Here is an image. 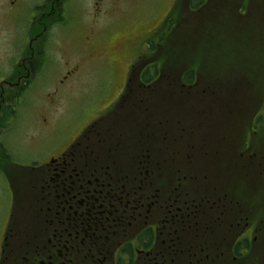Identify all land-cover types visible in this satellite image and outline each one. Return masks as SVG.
Listing matches in <instances>:
<instances>
[{
	"label": "flooded vegetation",
	"instance_id": "af4514ba",
	"mask_svg": "<svg viewBox=\"0 0 264 264\" xmlns=\"http://www.w3.org/2000/svg\"><path fill=\"white\" fill-rule=\"evenodd\" d=\"M67 1L0 0V135L46 84L45 145L58 143L10 176L0 264H264V104L249 108V86L228 71L201 75L192 58L201 48L185 65L162 58L168 13L116 38L89 11L68 43ZM123 1L108 0L105 14L123 15ZM87 62L109 75L103 99L113 98L77 133L59 135V88ZM253 93L264 103V80Z\"/></svg>",
	"mask_w": 264,
	"mask_h": 264
},
{
	"label": "rangeland",
	"instance_id": "374dc122",
	"mask_svg": "<svg viewBox=\"0 0 264 264\" xmlns=\"http://www.w3.org/2000/svg\"><path fill=\"white\" fill-rule=\"evenodd\" d=\"M18 1L35 3L40 0ZM188 1L177 0V10H175L173 7L176 0H124V14L110 18L108 14H105L108 0H68L66 3L68 14L64 24L66 39L68 43H74L77 37L74 27L80 19H88L89 11L96 15L94 17L99 24L103 26L106 24L108 30L117 36L116 38L142 33L157 24L168 13L166 23L162 26L164 33L162 58L169 54L172 59H177V66L185 65V61L179 59L185 58L186 51L201 48L199 58L196 54L192 57L203 63L200 64L204 66L200 68L201 75L224 76L228 71L238 78L241 77L242 82L249 86V94L246 96L249 108L256 103L260 104L259 108H262L264 103L256 99L253 91L255 87L261 88L264 80V0H231L233 4L228 9L230 19L224 15L225 4L221 8L219 0H212L210 3H208L209 0H202L197 9L193 8V5H188ZM239 2L244 5V9L236 14L233 6ZM189 16L199 19L200 22L205 21V24L192 27L195 22ZM188 20L189 27H184ZM206 22H209L208 29L204 28ZM184 33L187 35L183 36ZM170 35L175 40L172 47L168 46L166 41ZM214 47H224L227 54H241L239 59L245 62L241 65H223L225 58H221L222 52L215 57ZM65 48L75 56L80 52L79 49L73 51L71 44H66ZM150 48H153V44ZM238 48L241 52L233 51ZM210 50H212L211 58L208 57ZM132 57V54H126L121 59L122 75L127 62ZM218 57L220 60L217 62L215 59ZM71 60L74 62L75 57L73 56ZM227 60H229L228 57ZM189 65L192 64L189 63ZM90 66H92L90 63H85L78 77L75 80H69L70 89L66 90L65 85L59 88V94L63 97L59 99L57 109L59 115L54 125V128H61L58 131L59 135L66 132L77 133L99 113L102 100L110 101L113 98L111 95L103 99L105 94L103 90L107 83L111 82L109 75L99 64ZM45 87L46 84H43L39 90L40 97L37 101H31L27 109L20 107L17 112L19 124L0 135V233L12 202L10 176L24 175L25 170L42 163L48 156V151L55 150L58 146V143L51 146L45 145L44 137L47 130L42 127L45 122L39 110L44 103Z\"/></svg>",
	"mask_w": 264,
	"mask_h": 264
},
{
	"label": "trees",
	"instance_id": "16d2710c",
	"mask_svg": "<svg viewBox=\"0 0 264 264\" xmlns=\"http://www.w3.org/2000/svg\"><path fill=\"white\" fill-rule=\"evenodd\" d=\"M201 1L202 0H189L188 1V4L189 5H193V8H195V9H197L198 7H199V5L201 4ZM212 0H209V2L208 3H210ZM190 2V3H189ZM232 2H231V0H226V8L224 9L223 8V10H224V15L225 16H227L228 17V19H230V12L228 11V9L232 6ZM237 5H239V8H237ZM194 9V10H195ZM236 9V10H235ZM244 9V5L243 4H241L240 2L239 3H237L235 6H233V10H234V12L236 13V14H239L242 10ZM177 10V9H176ZM190 17V16H189ZM188 17V18H189ZM190 18H193V20H194V22H195V24L193 23L192 24V27H194V26H196V25H199V24H202V25H204L205 24V21H201L200 22V20L199 19H196L195 17H190ZM189 25H190V22H189V20L187 21V23L186 24H184L183 26L184 27H189ZM180 27V26H179ZM205 29H208L209 28V22L207 23L206 22V25H205V27H204ZM185 35H187V34H183V36H185ZM163 38H164V36H163ZM196 51V49L195 50H190V51H186V53H185V58H180V60L181 61H185V63L188 61V59L190 58L189 56H190V54H192L193 52H195ZM195 54L196 55H198V54H200V52L197 54L196 52H195ZM211 54V53H210ZM215 56V55H214ZM208 57H210L211 58V55H208ZM216 57V56H215ZM227 57L229 58V60L231 61V60H234V54H227V52H225V53H223V57H221V58H225V59H227ZM197 58H199V56L197 57ZM231 58V59H230ZM217 62L220 60L219 59V57H218V59L216 58L215 59ZM106 134H108V133H106ZM143 149V148H142ZM144 149H145V152H147V151H149V147L146 145L145 147H144ZM136 166H137V164H136ZM153 166H154V164H150V163H146L145 164V171H146V177H149L150 175H151V173H153Z\"/></svg>",
	"mask_w": 264,
	"mask_h": 264
}]
</instances>
